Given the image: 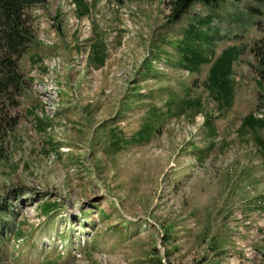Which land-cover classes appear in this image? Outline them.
<instances>
[{"label":"rangeland","instance_id":"rangeland-1","mask_svg":"<svg viewBox=\"0 0 264 264\" xmlns=\"http://www.w3.org/2000/svg\"><path fill=\"white\" fill-rule=\"evenodd\" d=\"M167 2L29 9L0 264H264V1Z\"/></svg>","mask_w":264,"mask_h":264},{"label":"trees","instance_id":"trees-1","mask_svg":"<svg viewBox=\"0 0 264 264\" xmlns=\"http://www.w3.org/2000/svg\"><path fill=\"white\" fill-rule=\"evenodd\" d=\"M224 1L227 0H168L169 19L172 22L180 20L195 3L216 6ZM256 1L263 2L264 0ZM37 2L39 0H0V141L5 138L6 133L12 131L16 126L18 122L16 109L19 106V99L28 86V79L20 68V60L36 40L33 19L29 9ZM254 51L258 59L257 69L261 77L260 83L263 85L264 43L256 44ZM217 64L213 63L209 79L213 77V71ZM222 64V66L228 65V67L225 72V79L221 81L219 88L221 91L233 92L232 81L226 77L230 73L232 63ZM259 101L264 104V92H261ZM248 119L247 123L251 126L264 128V116L257 119L253 114H250ZM259 142L264 147V140L260 138ZM6 214H8L7 207H1L0 225L2 215Z\"/></svg>","mask_w":264,"mask_h":264}]
</instances>
